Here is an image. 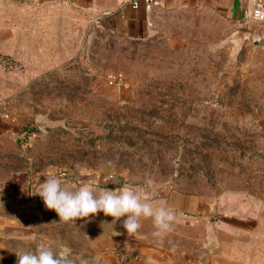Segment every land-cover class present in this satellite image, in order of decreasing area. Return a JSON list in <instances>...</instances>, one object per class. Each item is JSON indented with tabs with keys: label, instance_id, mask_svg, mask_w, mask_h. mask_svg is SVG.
<instances>
[{
	"label": "rangeland",
	"instance_id": "374dc122",
	"mask_svg": "<svg viewBox=\"0 0 264 264\" xmlns=\"http://www.w3.org/2000/svg\"><path fill=\"white\" fill-rule=\"evenodd\" d=\"M64 1L0 0V121L18 151L9 167L36 183L131 185L156 205L193 193L264 223V39L253 44L211 8L162 14L150 36L131 38L109 19H76ZM26 201L0 212L16 223L0 229V264L39 243L92 262L126 231V216L65 223ZM141 225L153 235L150 219Z\"/></svg>",
	"mask_w": 264,
	"mask_h": 264
},
{
	"label": "crops",
	"instance_id": "0c3cea01",
	"mask_svg": "<svg viewBox=\"0 0 264 264\" xmlns=\"http://www.w3.org/2000/svg\"><path fill=\"white\" fill-rule=\"evenodd\" d=\"M65 6L88 18L111 20L115 29L131 38L150 36L162 14L211 8L243 27L248 34H264V24L250 14L252 0H66ZM12 128L0 121V212L20 200L35 204L39 184L25 171H13L9 157L18 152ZM71 190L88 183L61 179ZM97 191L102 188L92 185ZM25 203H22L24 206ZM175 212L171 231L161 242L153 235L127 232L110 235L96 260L88 264H264V223L236 213H226L212 198L172 191L161 204ZM14 220L2 218L0 229L12 233Z\"/></svg>",
	"mask_w": 264,
	"mask_h": 264
},
{
	"label": "clouds",
	"instance_id": "9594fccd",
	"mask_svg": "<svg viewBox=\"0 0 264 264\" xmlns=\"http://www.w3.org/2000/svg\"><path fill=\"white\" fill-rule=\"evenodd\" d=\"M36 195L42 198L47 209L53 210L65 223H75L78 218L95 216L98 212L111 216L112 223L126 216L122 221L123 228L127 235L132 236L142 227L141 219H150L155 227L153 236L161 242L176 219L174 210L154 204L151 194L131 185L123 186L118 192L97 191L91 184L71 190L60 178L47 176L39 184ZM120 234L114 232L113 235ZM30 239L35 241L36 236L32 235ZM16 255L17 264H76L75 259L71 258V250L64 245L60 246L59 251H53L51 246L39 243L34 252L21 251ZM79 264H88V261L80 258Z\"/></svg>",
	"mask_w": 264,
	"mask_h": 264
},
{
	"label": "built area",
	"instance_id": "2783aa9c",
	"mask_svg": "<svg viewBox=\"0 0 264 264\" xmlns=\"http://www.w3.org/2000/svg\"><path fill=\"white\" fill-rule=\"evenodd\" d=\"M152 0H148L151 2ZM251 17L264 24V0H252L250 8Z\"/></svg>",
	"mask_w": 264,
	"mask_h": 264
},
{
	"label": "water",
	"instance_id": "95a60500",
	"mask_svg": "<svg viewBox=\"0 0 264 264\" xmlns=\"http://www.w3.org/2000/svg\"><path fill=\"white\" fill-rule=\"evenodd\" d=\"M251 38H252V43L253 44H259V43H261L263 41L264 35L253 34V35H251Z\"/></svg>",
	"mask_w": 264,
	"mask_h": 264
}]
</instances>
